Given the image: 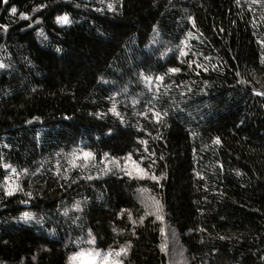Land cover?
<instances>
[{
    "label": "trees",
    "instance_id": "1",
    "mask_svg": "<svg viewBox=\"0 0 264 264\" xmlns=\"http://www.w3.org/2000/svg\"><path fill=\"white\" fill-rule=\"evenodd\" d=\"M0 25V264H264V0H0Z\"/></svg>",
    "mask_w": 264,
    "mask_h": 264
},
{
    "label": "snow or ice",
    "instance_id": "2",
    "mask_svg": "<svg viewBox=\"0 0 264 264\" xmlns=\"http://www.w3.org/2000/svg\"><path fill=\"white\" fill-rule=\"evenodd\" d=\"M4 2L7 3V0H4ZM253 2L255 3V2H257V0H253ZM41 7H43V6H41ZM107 7H108V10H112V5L111 4H108ZM97 10H99V9H97ZM33 11H35V9H33ZM10 12L12 14H15L17 12L16 7H12L10 9ZM20 16L23 19H27L28 18L25 13H20ZM189 19H191V17H189ZM56 23L61 24V25L70 24L71 23V20L69 19L68 15L65 14V15L57 16L56 17ZM0 27H2L5 31L7 29V25H0ZM40 35H43V33L41 32ZM258 43H260V45L262 47H264V40H259ZM57 51H59V49H57ZM181 55H186V53H184L183 51H181ZM262 62H264V57H262ZM193 63H194V61H189V67H191V65ZM196 66L198 68L201 67V65H199V64H197ZM4 67H6V65L0 64V68H4ZM204 70L207 71V69H204ZM178 71H180V69L175 68V67H172V68H169L168 69V72L169 73H176ZM146 79H149L150 80L151 78L150 77H146ZM155 79L156 80H163L164 77L156 76ZM254 94L255 95H258V96H264V92H260V91H255L254 90ZM133 103H135V101H133ZM149 111H152V110L149 109ZM140 115H144V113H140ZM153 119L159 121L160 120V114L158 112H154L153 111ZM214 142L217 143V144H219L220 143V139L219 138H215ZM140 143L146 144L147 142L146 141H140ZM145 151H147V148H145ZM107 155H108V153H105V156H107ZM82 156L85 157V158H90V157L93 156V153H91V152H82ZM131 159H132V154L129 153L127 155V158L125 159V164H127L128 161L131 160ZM143 159H144V157L142 156L141 157V160H143ZM154 163H155V161H153V164ZM132 164L134 165V171L136 172V176L135 177H133V175H132L131 172H129V171L125 170V169H121V171H123L124 174L125 175H128L130 178L144 179L145 177H149L150 179H152L154 181H157V182L159 181V177H157L155 175L149 176V173L143 167H140L139 164L136 161L133 160L132 161ZM116 166H117V168H119V164H117ZM151 166L152 165L150 164L149 167H151ZM3 167L5 169H7L10 166L7 165V164H4ZM13 171H15V170H13ZM89 179H91V177H89ZM5 180L7 181V177H5ZM5 195H12V192L9 191L6 188L5 189ZM154 204L156 205V218L158 220L163 219L162 215L159 214L162 211V206L160 205L159 201H156V200H154ZM77 207H78V205H77ZM122 211H124V210L122 209ZM30 216H31L30 213H23V218L25 220L29 219ZM129 216H131V213H129ZM143 219L144 218L141 217V221H143ZM37 223H39V221H37ZM133 223H135V222L133 221ZM89 235H90V239L88 240V243L91 244V243L94 242V240L91 238V234H89ZM221 239H223V237H221ZM121 253L127 254L126 253V249L121 248L119 252H115L114 253V256H117L118 257ZM83 254H84L83 252L77 253V256H80V255H83ZM94 255H100V254L98 252L97 253H88L89 260H90V264H91V261H92V257ZM109 255H113V254L112 253L105 254L103 256V259L100 262V264H122V262L120 260H117V259H112L111 261H109ZM262 259H264V257H262Z\"/></svg>",
    "mask_w": 264,
    "mask_h": 264
},
{
    "label": "rangeland",
    "instance_id": "3",
    "mask_svg": "<svg viewBox=\"0 0 264 264\" xmlns=\"http://www.w3.org/2000/svg\"><path fill=\"white\" fill-rule=\"evenodd\" d=\"M169 240L171 241H175V239L173 240L171 237L169 238ZM173 248V244L171 246ZM83 252V255L77 256V253H81ZM99 253L100 255H94L92 257V261L91 264H100V262L103 259V256L105 254H109L111 252L107 251V252H101L99 250H94V249H90V250H80L79 252H74L73 255L70 257L69 259V264H90V260H89V256L88 253ZM74 257V258H73ZM112 259H114L113 255H109V261H111Z\"/></svg>",
    "mask_w": 264,
    "mask_h": 264
}]
</instances>
